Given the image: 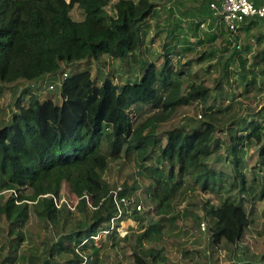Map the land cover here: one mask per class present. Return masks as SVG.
I'll list each match as a JSON object with an SVG mask.
<instances>
[{"label": "trees", "instance_id": "obj_1", "mask_svg": "<svg viewBox=\"0 0 264 264\" xmlns=\"http://www.w3.org/2000/svg\"><path fill=\"white\" fill-rule=\"evenodd\" d=\"M168 1L166 11L152 0H0V98L13 104L0 112V264H123L115 249L127 218L139 231L131 263L172 264L165 239L177 223L154 216L183 188L197 190L185 216L205 231L209 264L220 250L246 258L230 264H264L241 246L252 201L264 204V96L242 108L264 94L263 23L247 18L232 32L210 0ZM106 60L125 69L104 74ZM185 107L200 120L161 131ZM121 159L139 179L120 186L133 209L111 229L116 186L105 174ZM64 190L73 208L55 202ZM31 217L45 235L27 251Z\"/></svg>", "mask_w": 264, "mask_h": 264}, {"label": "rangeland", "instance_id": "obj_2", "mask_svg": "<svg viewBox=\"0 0 264 264\" xmlns=\"http://www.w3.org/2000/svg\"><path fill=\"white\" fill-rule=\"evenodd\" d=\"M116 0H113L115 2ZM155 4H162V7L164 5V9L167 11L170 6H172L173 3L169 2L168 0H152ZM109 9V8H108ZM107 9V10H108ZM72 17L74 19H79L80 15L77 10L73 11ZM177 11L176 15L177 16ZM166 14H160V18L158 20V24L162 27L165 25V20L167 19ZM204 29V28H203ZM157 30V29H156ZM155 32L152 31L153 35ZM156 48H159L156 46ZM191 54H187L186 58L190 57ZM102 72L106 74L109 71L114 72V74L117 76L121 73L122 69H125V67H122V65L118 62H110L105 61L103 64V68L101 67ZM58 94V92H56ZM34 96V95H33ZM33 96L28 98V103H32ZM264 94H259L256 92H252L246 99H242V108L249 107V106H255L261 98H263ZM35 97V96H34ZM43 97V96H42ZM47 95L45 94V98ZM11 108H13L12 99L10 94L6 97L0 98V112L4 111L6 114H9ZM199 113L195 111L193 107H185L179 109L175 114L172 115V117L166 121L163 126L161 127V131L168 130L174 127H181L184 125L192 124L195 120H200L199 117H197ZM224 167L222 164H219L217 166ZM137 164L135 162L131 161H111L108 167V170L105 174L106 180L116 187L122 186L123 184H126L128 187H131L133 185V182L138 178L137 174ZM115 187V188H116ZM197 193V190L191 189V188H183L178 196L174 198L170 203L165 205L154 217L158 218L160 216H166L168 220L171 223H177L178 228L174 230L172 234L169 235L167 239H165V255L167 258L172 262V264H209L210 261V255L208 251V238L205 234V231L202 230L200 232L193 230V227L195 228V225L192 223L191 218H189V215L185 214L187 213L186 209H190L187 207V203L189 200L195 198V194ZM139 196V194H138ZM206 196V195H205ZM61 199L65 198L64 203L69 207L72 208L75 204L74 197L67 191L64 190L62 194L60 195ZM204 197V196H203ZM207 197H204V199ZM63 201V200H62ZM253 204V205H252ZM252 206H255V212L252 217H250V220H252L251 225L247 228L245 231L244 239L241 242L242 247H247L250 253V257H254L259 259L262 253H264V204H254L252 201ZM250 204H245L244 208L247 213H249V208L251 207ZM144 208V206L142 205ZM147 208L144 209L146 211ZM244 215V216H246ZM30 231L34 233L32 236V242L25 244L24 249L29 251V248L35 247V245L41 241L43 236L45 235V232L42 231V227L37 222V219L35 217H31L30 219ZM4 223L0 220V229H5L6 227H3ZM137 223L132 221L131 219L127 218L119 222V228L118 232L120 234V238L123 239V242L120 243L119 246L116 247V251L118 254V259L122 260L123 264H132L129 256L131 253V247L135 243V238L139 234V231L137 230ZM192 228V229H191ZM5 233V232H4ZM3 233V234H4ZM125 238L127 240L125 241ZM4 241V237L2 235V231L0 230V244ZM178 244H181L182 247L189 249L191 251L197 250L201 252L206 260L201 257L200 255L194 254L193 258L190 256L189 258H184L181 255V252L178 250ZM146 246H154L150 243H146ZM155 247V246H154ZM34 249V248H33ZM25 251V252H27ZM108 255L111 256L112 259L116 258V255L114 253H109ZM214 259H211V264H230L233 261L238 262H244L245 256L242 255H236L234 258L231 256V252H228L227 250H220L218 253H214L212 255ZM105 260L104 256L102 257ZM252 261V260H251ZM16 264H23L19 260Z\"/></svg>", "mask_w": 264, "mask_h": 264}, {"label": "built area", "instance_id": "obj_3", "mask_svg": "<svg viewBox=\"0 0 264 264\" xmlns=\"http://www.w3.org/2000/svg\"><path fill=\"white\" fill-rule=\"evenodd\" d=\"M209 8L213 15L221 18L223 24L232 32L247 18L257 17L262 21L264 26V4L256 6L250 0H210ZM120 190L121 187L118 186L112 192V200L116 211L114 217L109 222L111 229L116 226L118 220L120 221L124 217V214H128L133 209L131 200L119 195ZM62 200L60 202L56 200L55 202L64 203L65 200ZM76 203L77 201L74 205ZM135 209L138 212L142 211V206L138 204L135 206Z\"/></svg>", "mask_w": 264, "mask_h": 264}, {"label": "crops", "instance_id": "obj_4", "mask_svg": "<svg viewBox=\"0 0 264 264\" xmlns=\"http://www.w3.org/2000/svg\"><path fill=\"white\" fill-rule=\"evenodd\" d=\"M264 0H262V2H263ZM262 4V3H261Z\"/></svg>", "mask_w": 264, "mask_h": 264}]
</instances>
